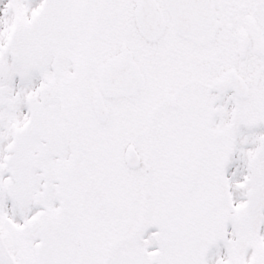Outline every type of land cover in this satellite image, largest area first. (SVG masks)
I'll list each match as a JSON object with an SVG mask.
<instances>
[{"label":"snow or ice","instance_id":"1","mask_svg":"<svg viewBox=\"0 0 264 264\" xmlns=\"http://www.w3.org/2000/svg\"><path fill=\"white\" fill-rule=\"evenodd\" d=\"M0 264H264V0H0Z\"/></svg>","mask_w":264,"mask_h":264}]
</instances>
